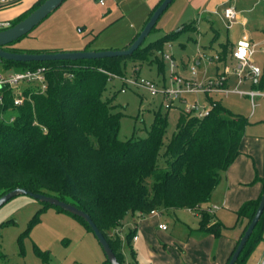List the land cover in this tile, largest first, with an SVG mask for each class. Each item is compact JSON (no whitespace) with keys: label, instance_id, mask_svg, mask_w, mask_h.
<instances>
[{"label":"trees","instance_id":"trees-1","mask_svg":"<svg viewBox=\"0 0 264 264\" xmlns=\"http://www.w3.org/2000/svg\"><path fill=\"white\" fill-rule=\"evenodd\" d=\"M42 1L35 0L8 20L7 26L22 19ZM183 28L195 27L190 22ZM176 33L166 32L141 43L129 55L46 61L0 58L2 68L9 71L44 66L46 81L43 91H37L35 86L23 87L25 99L21 105L13 104L10 88L1 89L0 195L24 187L73 204L89 214L120 264H124L123 238L109 231L119 226L128 213L143 216L151 210L161 213L177 208L195 209L200 216L195 230L218 238L224 230L232 228L233 225H225L202 205L209 201L223 172L240 153L239 144L248 118L206 95L209 102L215 103L209 114L198 116L180 109L167 142L163 140L167 115L159 111L154 113L144 137L132 134L120 139L122 112L112 97L104 93L113 75L124 76L127 59L155 62L158 69L162 68L163 45L174 39ZM13 42L4 48L22 51L11 46ZM40 51L44 50H28ZM229 51L228 43L221 44L217 51V73L226 63ZM6 110L12 113L5 116ZM252 181L261 183V191L234 210L236 220L246 221L224 264L252 218L264 189V176L255 174ZM42 203L43 208L51 205ZM73 216L90 228L82 218ZM36 219L34 215L25 232ZM134 232L131 228L125 234L128 243ZM263 238L264 208L234 264H245ZM35 251L38 255L42 253L38 247Z\"/></svg>","mask_w":264,"mask_h":264},{"label":"rangeland","instance_id":"rangeland-1","mask_svg":"<svg viewBox=\"0 0 264 264\" xmlns=\"http://www.w3.org/2000/svg\"><path fill=\"white\" fill-rule=\"evenodd\" d=\"M34 1L8 0L10 3L0 6V20L12 19ZM158 1L104 0V4H99L95 0H63L39 24L14 41L11 46L22 51H68L81 50L84 47L88 50L123 49L141 30L151 8ZM219 1L172 0L159 16L154 29L142 42L146 44L166 32L177 31L176 37L163 45L162 68L158 69L155 62L139 63L127 59L123 75L131 80L151 81L156 88L171 86L173 73L188 74L193 55L199 52L216 53L219 44L226 41V37L231 40L235 39L244 31V28L254 34L256 32L264 35L262 30L264 0H231L236 9L242 6L247 7L242 11L247 19L245 26L232 23L228 26V21L223 16L224 6L219 5ZM254 1L256 4L249 8ZM213 9L216 12H213ZM190 22L195 27L194 29L183 28ZM165 54L169 56L164 57ZM171 59L175 63L174 66L171 65ZM251 59L264 72V52L261 51L260 46L257 47ZM215 63L214 60L202 59L199 64H195L196 78L199 81L207 80L216 71ZM229 64L231 67L234 66L232 63ZM228 79L227 88L230 90L250 88L248 81H237L233 74L229 75ZM122 87L124 90H121ZM260 90L264 91V82ZM104 93L112 97L118 110L122 112L118 130L120 139H126L132 134L144 137L151 125L154 113L159 111L167 115L164 143L175 129L179 110L184 108L186 103L202 98L201 94H185V102L179 99H165L162 94H151L142 86L125 84L116 76L108 80ZM213 97L218 98L225 107L248 118L249 123L245 127L244 135L264 136V95L255 96L253 101L249 96L234 91L226 94H213ZM166 103L169 106H166ZM11 113L10 110H6L4 115L8 116ZM257 182L259 181L250 180L241 185L247 198L239 203L236 202L237 204L233 207L221 204L222 196L217 190L202 207H206L208 212L214 214L226 225L234 223L232 228L236 231L237 238L246 220H236L234 210L242 202L250 199L251 194L249 193ZM158 214H161L160 218L167 223L168 229L165 233L157 231L154 239H158L162 245L166 243L165 254L167 256L172 257V252H175L180 261L184 262V256L188 250L183 243L189 237L190 229L197 226L199 211L177 208L164 210ZM34 215L37 219L25 232ZM142 217L149 219L148 214L140 216L137 213H128L120 220L119 226L109 231L110 233L117 232L123 238L124 264L153 263L148 256L147 241L141 230H138V241L128 243L125 239V234ZM37 247L42 251L41 255L36 253ZM192 256L198 257L193 251ZM43 258H46V261ZM263 262L264 238L250 252L245 264H263ZM0 264L110 263L106 261V255L94 232L77 217L53 205L43 208V203L39 200L28 194H18L0 205Z\"/></svg>","mask_w":264,"mask_h":264},{"label":"crops","instance_id":"crops-1","mask_svg":"<svg viewBox=\"0 0 264 264\" xmlns=\"http://www.w3.org/2000/svg\"><path fill=\"white\" fill-rule=\"evenodd\" d=\"M31 4H29V6ZM254 4H256V1H254L252 4H250L251 6L249 8H252ZM219 5H223L224 7L232 6L237 11L238 17L236 18V20L232 24H241L242 26L246 25L247 19L242 14V11L247 9L246 6H242V8L236 9V6L234 5V3L231 0H220ZM212 11L216 12L215 9H213ZM223 16H224V14H223ZM5 20H7V19H5ZM262 30L264 32V27L262 28ZM226 36H228V35H226ZM244 36L253 48V53L251 55V58H252L253 54L257 51L258 46H260L261 51L264 52V35L258 34L256 32L254 34L246 28H244V31L242 33H240L235 39L231 40L229 38L227 39V37H226V41L221 42L219 44V47L216 49V51H218L220 49V46L223 43H228V50L231 51L234 48L237 41L239 39L243 38ZM230 51H229L228 58H227L226 62H229V63L236 65V61L234 59L230 58ZM201 53H206V52H199V54L193 55L192 56L193 62L191 64H199V62L203 59L201 57ZM206 54L209 56L213 55V54H208V53H206ZM216 54H217V52H216ZM251 58H250V62L253 63ZM215 65H216L215 73L208 78L214 77L215 75L218 74L217 73L218 72L217 63H215ZM184 75H187V74H184ZM235 77L238 81L237 76H235ZM228 80L229 79H227V81L225 83L226 88H227ZM241 81H243V82L248 81L249 82L250 88L248 90H258L262 93L261 95H264V91H261L260 90L261 87L258 86L260 82H261L260 83L261 86L263 85V82H264V72L262 71V69H261V76H260L259 82L257 84L251 83V80L247 76H244ZM236 89H239V88H236ZM232 90L233 89H231L230 91H232ZM218 93L219 92H215V93H211L210 95L212 98L218 99V98L213 97V94L215 95ZM219 94H221V93H219ZM223 94H226V93H223ZM242 95H247V94H242ZM247 96H249V95H247ZM255 96H259V95H255ZM203 97L204 96L202 95V98ZM249 98L251 100L250 96H249ZM253 98L251 101H253ZM239 151H240V153L236 156L234 161L223 172V175H222L219 183L215 186L214 190L212 191V194H213V192H215L217 190L219 192L220 196H222L221 204H225L229 207H233V206H235V204H237V203L241 202L242 200H244L245 198H247L246 192H245V190H243V188L241 186L242 184L247 183L250 180H252V178L255 174H257L260 177L264 176V136H253V135L252 136H250V135L246 136V135H243V137L240 141V144H239ZM260 191H261V183L257 182L255 184L253 190H251V192L249 193V194H251L250 195L251 197H249V198L250 199L256 198L259 195ZM212 194H211V197H212ZM211 197H210V199H211ZM213 199H215V197H213ZM213 206H215V205H213ZM158 213L159 212L149 213L148 214V216H149L148 220L146 217H142L138 222L134 223L132 228L135 229L134 235H136L137 238L136 239L132 238L131 241H138L139 240L138 230L139 231L141 230L142 234L145 237V240L147 241L146 243L148 244V245L146 244V248L148 249V256L153 261V263H151V264H179L181 262L179 256H177L175 254V252H172V257L167 256L165 254L166 243H164V245H162V243H160L158 241V239H154L155 238L154 234L157 231L165 233V231L168 229L167 223L164 222L160 218L161 214H158ZM216 218L219 221H221L218 217H216ZM158 223H165L166 229L158 228ZM233 224L227 225V226H232ZM150 225H152V226H150ZM153 226L155 227L154 228L155 230L152 228ZM195 228L190 229V231L188 232L189 237H187L185 242L183 243L188 250V252L184 256V260H185L184 263H186V264H224V262L226 261L231 249L233 248V246L235 244L236 231L234 230V228L230 227L229 229H226V232L218 238L213 237L211 234H205V233L199 232V231L195 230ZM167 236L169 237V235H167ZM194 236H196V237H194ZM177 244L179 245L181 243H177ZM206 246H207V248H206ZM171 251H174V250L171 249ZM192 251L196 252L198 257H193Z\"/></svg>","mask_w":264,"mask_h":264},{"label":"built area","instance_id":"built-area-1","mask_svg":"<svg viewBox=\"0 0 264 264\" xmlns=\"http://www.w3.org/2000/svg\"><path fill=\"white\" fill-rule=\"evenodd\" d=\"M99 4H104V0H95ZM8 0H0V6L4 5ZM223 14L226 20L228 21V26L233 23L238 17L237 11L232 6H227L223 8ZM8 25V20H0V28ZM253 53V48L245 38V36L237 41L234 48L230 51V58L236 61V65L233 67L230 66L228 62L224 63L220 72L214 77L207 78L205 81H199L196 78V66L191 64L189 66L187 75H180L178 73H173L171 80V86H163L162 88H156L155 84L148 80H131L125 76H116L120 78L123 83L133 84L142 86L148 89L151 94L160 93L164 96L165 99L170 98L171 100L179 99L185 102V94H201L204 97L202 99H197L194 102L186 103L184 108L186 112L198 116L208 115L211 107L215 104L213 101L209 102L206 99V95L211 96V93H228L230 90L225 87V83L229 75L233 74L237 76L238 81H241L244 76L249 77L251 83L257 84L261 76V68L258 65L250 62L251 55ZM168 54H165L164 57H168ZM201 57L205 60H214L218 58V54H213L211 56L206 53H201ZM171 65L174 66L175 63L171 59ZM44 66H40L35 70H24V71H9L2 68L0 61V103L2 102V93L1 89L7 87L11 89L14 105H21L25 99V96L22 92L23 87L35 86L37 91H43L46 88V81L44 76ZM24 83V84H21ZM121 90H124L122 87ZM232 91L239 94H247L252 98L255 95H261L262 93L258 90H240L233 89ZM172 103V102H171ZM166 106H169L166 103ZM13 116H10L9 120H12ZM157 211L151 210L149 213H154ZM158 228L166 229L165 223H158ZM137 236L133 235V239H136Z\"/></svg>","mask_w":264,"mask_h":264},{"label":"water","instance_id":"water-1","mask_svg":"<svg viewBox=\"0 0 264 264\" xmlns=\"http://www.w3.org/2000/svg\"><path fill=\"white\" fill-rule=\"evenodd\" d=\"M63 0H43L34 9H32L26 16L18 20L12 25L5 28H0V58L12 59L16 61H46V60H61V59H90V58H102L106 56L115 55H129L137 47L141 45L145 37L149 34L152 27L156 24L161 13L166 9L172 0H161L157 6L153 9L147 20L143 24L141 30L131 40V42L123 49H99V50H68V51H40V52H28V51H10L4 48L5 45L16 41L22 36L26 35L34 26L40 23L50 12H52ZM18 194H28L31 197L39 200L40 202H46L51 205L59 206L61 209L82 218L91 230L94 232L102 249L106 255V259L110 264H120L111 247L108 244L103 233L98 229L91 217L85 211L79 209L73 204L60 200L54 196L46 195L43 193L31 192L24 187H15L9 191L0 195V205L5 203L11 197ZM264 208V189L259 198L255 212L250 219L248 225L240 236L238 242L235 245L233 252L226 264H234L240 251L242 250L247 238L252 232L256 222L259 219L260 214Z\"/></svg>","mask_w":264,"mask_h":264},{"label":"bare ground","instance_id":"bare-ground-1","mask_svg":"<svg viewBox=\"0 0 264 264\" xmlns=\"http://www.w3.org/2000/svg\"><path fill=\"white\" fill-rule=\"evenodd\" d=\"M263 264H264V262H263Z\"/></svg>","mask_w":264,"mask_h":264}]
</instances>
